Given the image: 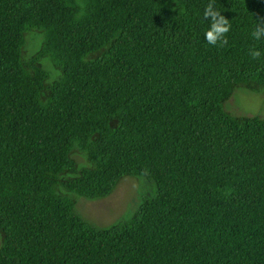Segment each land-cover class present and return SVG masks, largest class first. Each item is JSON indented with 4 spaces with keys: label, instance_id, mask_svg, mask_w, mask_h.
I'll return each mask as SVG.
<instances>
[{
    "label": "trees",
    "instance_id": "1",
    "mask_svg": "<svg viewBox=\"0 0 264 264\" xmlns=\"http://www.w3.org/2000/svg\"><path fill=\"white\" fill-rule=\"evenodd\" d=\"M209 2L0 0V264H264V119L225 109L264 92V0H216L222 47ZM125 178L155 186L130 219L76 213Z\"/></svg>",
    "mask_w": 264,
    "mask_h": 264
},
{
    "label": "rangeland",
    "instance_id": "2",
    "mask_svg": "<svg viewBox=\"0 0 264 264\" xmlns=\"http://www.w3.org/2000/svg\"><path fill=\"white\" fill-rule=\"evenodd\" d=\"M43 36L32 33L27 36L25 56L31 57L40 49ZM45 69L51 75V81L61 77L60 71L47 60ZM60 74V75H59ZM226 111L232 116L258 117L264 119V92L255 93L245 88H238L225 105ZM79 164L85 160L75 156ZM155 193V186L145 179L125 178L107 198L101 200H87L80 198L76 205V213L88 223L100 228H107L130 219L143 201L151 198ZM2 239L0 237V248Z\"/></svg>",
    "mask_w": 264,
    "mask_h": 264
},
{
    "label": "clouds",
    "instance_id": "3",
    "mask_svg": "<svg viewBox=\"0 0 264 264\" xmlns=\"http://www.w3.org/2000/svg\"><path fill=\"white\" fill-rule=\"evenodd\" d=\"M215 2L216 0H210L203 12V19L208 20L210 18L211 20L210 27L205 32V38L208 44L222 47L228 43L227 35L231 30V24L229 19L215 7ZM251 36L257 41L264 39V20L253 29ZM249 55L252 59H258L261 56V51L250 49Z\"/></svg>",
    "mask_w": 264,
    "mask_h": 264
}]
</instances>
